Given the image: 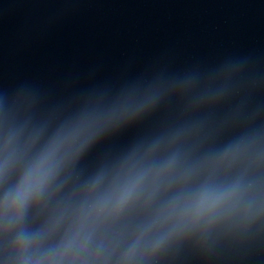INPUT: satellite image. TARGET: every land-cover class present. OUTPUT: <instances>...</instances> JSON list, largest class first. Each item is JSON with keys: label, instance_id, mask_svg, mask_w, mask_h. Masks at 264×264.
<instances>
[{"label": "clouds", "instance_id": "1", "mask_svg": "<svg viewBox=\"0 0 264 264\" xmlns=\"http://www.w3.org/2000/svg\"><path fill=\"white\" fill-rule=\"evenodd\" d=\"M234 68L193 97L217 102ZM195 76L133 92L50 128L25 98L0 103V246L4 264H154L176 240L221 220L264 217V122L217 141L190 119L139 139L94 170H78L104 136L152 111L161 89L191 93ZM218 134V133H217Z\"/></svg>", "mask_w": 264, "mask_h": 264}]
</instances>
